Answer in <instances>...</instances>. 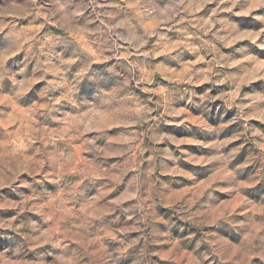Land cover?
I'll return each mask as SVG.
<instances>
[{"label": "clouds", "instance_id": "obj_1", "mask_svg": "<svg viewBox=\"0 0 264 264\" xmlns=\"http://www.w3.org/2000/svg\"><path fill=\"white\" fill-rule=\"evenodd\" d=\"M0 264H264V0H0Z\"/></svg>", "mask_w": 264, "mask_h": 264}, {"label": "rangeland", "instance_id": "obj_2", "mask_svg": "<svg viewBox=\"0 0 264 264\" xmlns=\"http://www.w3.org/2000/svg\"><path fill=\"white\" fill-rule=\"evenodd\" d=\"M261 69L259 68V67H257V69H256V71H260ZM259 81H253V84H255V83H258ZM171 127H173V128H177V127H180V128H182L183 126L182 125H180V126H177V125H171ZM231 133H229V135H230ZM236 143H238V142H234V144H233V146L236 144ZM185 147H188V148H199L200 146L199 145H184Z\"/></svg>", "mask_w": 264, "mask_h": 264}]
</instances>
